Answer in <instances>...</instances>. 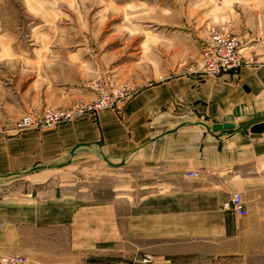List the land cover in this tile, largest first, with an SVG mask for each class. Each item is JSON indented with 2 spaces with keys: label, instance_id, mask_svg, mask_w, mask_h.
Returning <instances> with one entry per match:
<instances>
[{
  "label": "crops",
  "instance_id": "1",
  "mask_svg": "<svg viewBox=\"0 0 264 264\" xmlns=\"http://www.w3.org/2000/svg\"><path fill=\"white\" fill-rule=\"evenodd\" d=\"M261 123L264 64L166 77L119 110L0 132V188L31 184L0 203V243L30 264H264ZM236 193L245 217L224 208Z\"/></svg>",
  "mask_w": 264,
  "mask_h": 264
},
{
  "label": "rangeland",
  "instance_id": "2",
  "mask_svg": "<svg viewBox=\"0 0 264 264\" xmlns=\"http://www.w3.org/2000/svg\"><path fill=\"white\" fill-rule=\"evenodd\" d=\"M219 30L264 64V0H0V132L30 131L24 117L90 102L100 86L190 74ZM30 185L3 186L0 203ZM12 251L0 243V264H30Z\"/></svg>",
  "mask_w": 264,
  "mask_h": 264
},
{
  "label": "built area",
  "instance_id": "3",
  "mask_svg": "<svg viewBox=\"0 0 264 264\" xmlns=\"http://www.w3.org/2000/svg\"><path fill=\"white\" fill-rule=\"evenodd\" d=\"M259 62L255 57L247 55L240 40L224 31L211 33L202 49L201 59L195 69H190V74H201L209 77H219L244 66H255ZM134 91L128 86H114L112 89L99 87V95L90 102H84L71 108L49 109L40 117L26 116L18 125L19 130L52 128L61 124L74 123L79 120L97 116L108 110H119L133 96ZM190 176L197 177L192 173ZM224 208L233 211L240 217H245L248 210L245 207L241 194H234ZM153 257L145 256L144 264H150Z\"/></svg>",
  "mask_w": 264,
  "mask_h": 264
},
{
  "label": "water",
  "instance_id": "4",
  "mask_svg": "<svg viewBox=\"0 0 264 264\" xmlns=\"http://www.w3.org/2000/svg\"><path fill=\"white\" fill-rule=\"evenodd\" d=\"M229 128H233V126H231V125H216V126H214V131H220L222 129H229ZM263 131H264V123L257 124L251 128V132L254 134H259V133H262Z\"/></svg>",
  "mask_w": 264,
  "mask_h": 264
}]
</instances>
